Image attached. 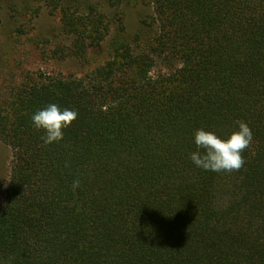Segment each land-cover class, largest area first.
<instances>
[{
	"label": "trees",
	"instance_id": "16d2710c",
	"mask_svg": "<svg viewBox=\"0 0 264 264\" xmlns=\"http://www.w3.org/2000/svg\"><path fill=\"white\" fill-rule=\"evenodd\" d=\"M48 3L67 56L85 61L108 16ZM145 3L144 32L114 41L103 63L36 72L0 97L11 152L0 264H264V0ZM49 104L78 115L45 146L31 117ZM238 120L253 133L244 166L196 167L195 131L226 138Z\"/></svg>",
	"mask_w": 264,
	"mask_h": 264
},
{
	"label": "rangeland",
	"instance_id": "374dc122",
	"mask_svg": "<svg viewBox=\"0 0 264 264\" xmlns=\"http://www.w3.org/2000/svg\"><path fill=\"white\" fill-rule=\"evenodd\" d=\"M78 1L83 5L94 4L110 20L108 36L90 49L85 61L67 56L70 38L61 32L59 15L48 0H0V97L11 84L36 72L80 76L93 69L106 60L114 41L132 39L136 33L144 32L142 20L151 12L145 0ZM10 160L9 147L0 142V205Z\"/></svg>",
	"mask_w": 264,
	"mask_h": 264
},
{
	"label": "clouds",
	"instance_id": "9594fccd",
	"mask_svg": "<svg viewBox=\"0 0 264 264\" xmlns=\"http://www.w3.org/2000/svg\"><path fill=\"white\" fill-rule=\"evenodd\" d=\"M77 112L67 108L61 110L56 104H49L46 108L38 110L32 115L33 127L43 130L44 145L58 143L63 139V129H66L77 118ZM238 128L233 130L226 138L213 131L203 128L194 133L196 151L190 153V160L200 169L228 173L239 171L245 164L242 153L250 146L253 133L249 125L238 120ZM79 179L74 180L73 187H79Z\"/></svg>",
	"mask_w": 264,
	"mask_h": 264
}]
</instances>
